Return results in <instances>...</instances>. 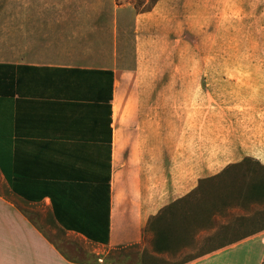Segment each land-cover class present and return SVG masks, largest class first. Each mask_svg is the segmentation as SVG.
I'll use <instances>...</instances> for the list:
<instances>
[{
	"label": "rangeland",
	"instance_id": "1",
	"mask_svg": "<svg viewBox=\"0 0 264 264\" xmlns=\"http://www.w3.org/2000/svg\"><path fill=\"white\" fill-rule=\"evenodd\" d=\"M112 57L127 96L152 97L154 178L195 189L136 247L98 250L44 210H28L30 219L64 255L91 264L97 254L109 264H183L262 231L264 100L242 90L264 83V0H0V60Z\"/></svg>",
	"mask_w": 264,
	"mask_h": 264
},
{
	"label": "crops",
	"instance_id": "2",
	"mask_svg": "<svg viewBox=\"0 0 264 264\" xmlns=\"http://www.w3.org/2000/svg\"><path fill=\"white\" fill-rule=\"evenodd\" d=\"M122 74L114 57L101 65L0 60V264H91L64 255L30 209L110 251L140 245L160 212L195 189L154 178L152 97L127 96ZM242 95L264 100V83ZM256 151L264 165V142ZM74 185L108 186L105 243L82 235L99 233L103 223L88 221L87 196H73ZM76 223L80 230L66 228ZM97 256L92 264H109ZM128 258L115 261L131 264ZM183 264H264V229Z\"/></svg>",
	"mask_w": 264,
	"mask_h": 264
},
{
	"label": "trees",
	"instance_id": "3",
	"mask_svg": "<svg viewBox=\"0 0 264 264\" xmlns=\"http://www.w3.org/2000/svg\"><path fill=\"white\" fill-rule=\"evenodd\" d=\"M69 188V187H68ZM71 194L73 196L76 195H82L87 196V202L89 210L88 213V221L90 223L96 224V219L98 218L99 225L103 223V230L99 231L97 234L93 233H84L85 237L88 239L105 243L107 241V233H108V212H109V188L108 186H103L102 188L98 189H92L90 186H84V185H74L71 186ZM82 202L74 205H81ZM91 207L93 210L91 211ZM96 208L98 209V215H96ZM103 212V213H102ZM74 219V218H73ZM77 220V218H75ZM93 220V222H91ZM70 228L71 230H80V226L78 223L76 225H66V228ZM157 243L154 245L156 252H162L163 250H166L163 247V245L167 244L168 237L161 236L157 238ZM127 257V256H126ZM119 257H116L118 259ZM115 259V260H116ZM114 264H120L118 261H115Z\"/></svg>",
	"mask_w": 264,
	"mask_h": 264
}]
</instances>
